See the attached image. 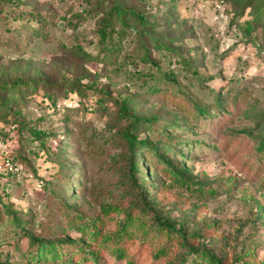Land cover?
I'll return each instance as SVG.
<instances>
[{"label": "rangeland", "instance_id": "rangeland-1", "mask_svg": "<svg viewBox=\"0 0 264 264\" xmlns=\"http://www.w3.org/2000/svg\"><path fill=\"white\" fill-rule=\"evenodd\" d=\"M263 142L264 0H0L1 264H264Z\"/></svg>", "mask_w": 264, "mask_h": 264}, {"label": "trees", "instance_id": "trees-1", "mask_svg": "<svg viewBox=\"0 0 264 264\" xmlns=\"http://www.w3.org/2000/svg\"><path fill=\"white\" fill-rule=\"evenodd\" d=\"M114 8L117 12H122V7L121 4H116L114 5ZM136 16L141 20L140 22L145 25L146 24V20L140 16L139 14H136ZM103 35H105V32H103ZM144 56L148 57V54H144ZM23 82H17L14 85V88H18L19 86L22 85ZM125 137L128 143V148L129 151L127 153L129 159H130V163H129V168H130V179L131 182L133 184V186L135 187L136 193L138 194L139 199L144 201V205L147 206V208H149L151 210V204L147 201H145L144 199V195L146 194V192L149 190L147 187L144 188L142 183L139 181V177H138V168L139 166L134 164V145L137 143V138L134 135H131L130 133L126 132L125 133ZM143 143H147L146 141H143ZM262 148L260 149L261 151L264 150V142L262 143ZM153 148L151 149H156L158 148L156 145L154 146V144L151 146ZM172 149V145L170 144H165L164 145V150L166 151H170ZM146 175V174H145ZM143 187V188H142ZM6 210L11 212V209L6 206ZM15 222H19L20 218H18L16 215H13ZM164 223V222H163ZM167 227H170L171 224L169 223H164ZM16 234V233H15ZM26 235L29 237L31 244H35L39 250L38 252H33L32 253V257H38V258H51L53 259V261H56L59 256V250L58 247L55 246H50L48 247V245L44 242H42L41 240H39L37 237H35L34 235H32L31 233H26ZM197 257L201 258L204 262L208 263V264H224V262L222 261L221 258H218V256L216 254H214L213 252L209 251V250H203L201 252H197L196 254ZM34 259V258H33ZM1 264V262H0Z\"/></svg>", "mask_w": 264, "mask_h": 264}]
</instances>
